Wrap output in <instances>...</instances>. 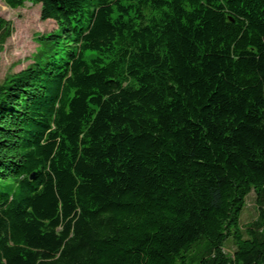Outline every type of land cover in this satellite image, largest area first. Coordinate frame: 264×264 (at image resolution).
Here are the masks:
<instances>
[{"label": "trees", "instance_id": "16d2710c", "mask_svg": "<svg viewBox=\"0 0 264 264\" xmlns=\"http://www.w3.org/2000/svg\"><path fill=\"white\" fill-rule=\"evenodd\" d=\"M2 1L0 264H264V0Z\"/></svg>", "mask_w": 264, "mask_h": 264}, {"label": "rangeland", "instance_id": "374dc122", "mask_svg": "<svg viewBox=\"0 0 264 264\" xmlns=\"http://www.w3.org/2000/svg\"><path fill=\"white\" fill-rule=\"evenodd\" d=\"M40 6L29 1L17 8H10L0 0V17L9 20L12 26L11 35L6 39L0 51V83L11 73L26 67L32 60L31 55L37 48V34L56 29L52 19L41 20ZM256 217L255 196L250 192L240 214V223L244 224ZM227 253L233 251V244H225Z\"/></svg>", "mask_w": 264, "mask_h": 264}]
</instances>
